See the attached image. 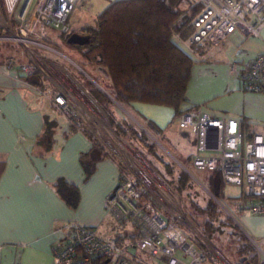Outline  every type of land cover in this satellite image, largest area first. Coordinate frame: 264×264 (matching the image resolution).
I'll return each mask as SVG.
<instances>
[{
    "label": "built area",
    "instance_id": "obj_1",
    "mask_svg": "<svg viewBox=\"0 0 264 264\" xmlns=\"http://www.w3.org/2000/svg\"><path fill=\"white\" fill-rule=\"evenodd\" d=\"M78 1L81 0H0V44L11 43L24 50L48 47L43 40L52 31H72L71 16ZM184 1L191 17V32L181 42L191 52L204 45H221L237 30L244 36L262 37L264 0ZM1 65L16 69L23 76L43 71L49 87L42 90L34 86L38 93L51 102L71 127L89 131L87 119L75 105L72 88L55 73L52 80L39 60L8 57L0 68ZM230 71L239 74L242 89L264 95V53L246 62L231 63ZM178 120L179 127L190 130L195 137L192 165L199 170L219 172L225 185L243 188V197L235 203L236 214L264 216V129L245 133L240 120L195 108L183 112ZM137 162L141 169L121 161L119 182L106 206L121 230L127 225L133 227L132 234L127 237L124 232L110 239L103 237L96 226L70 223L66 235L52 245V264H146L131 255L132 249L166 264H231L220 252L185 231L183 214L160 206L149 187L163 188V184L145 163ZM223 208L235 219L227 207ZM247 238L255 250L256 264H264V237Z\"/></svg>",
    "mask_w": 264,
    "mask_h": 264
},
{
    "label": "crops",
    "instance_id": "obj_2",
    "mask_svg": "<svg viewBox=\"0 0 264 264\" xmlns=\"http://www.w3.org/2000/svg\"><path fill=\"white\" fill-rule=\"evenodd\" d=\"M261 39L264 43V29ZM1 46L0 64H3L8 57L28 61L39 60L43 55L35 48L24 50L15 44L7 48L5 43ZM46 60L49 64L44 68L58 71L56 73L60 74L63 81L72 88L75 105L87 119L89 131L72 128L64 116L57 114L51 102L43 99L38 90L26 82L16 69L1 65L0 160L4 161V164L0 174V264H19V260L24 257L34 259L35 264L42 263L43 259L46 260V264H52L50 262L52 245L66 235L67 225L70 223L96 226L105 238H108L104 234L105 231L114 230L113 219L107 213L106 206L109 195L118 185L122 163L113 152L94 143L97 142L95 139L97 125L100 121L103 122L108 113L87 86L81 84L71 74L66 64L59 60L49 58ZM151 106V104L136 103L124 109L145 120L152 119L163 127L159 118L151 112L153 110ZM112 110L114 116L118 118L117 110L113 108ZM56 115L63 117L66 122L61 121ZM45 116L57 120L54 142L47 153H45L46 141L38 143ZM238 120L245 133L256 131L251 128L249 118ZM169 129L170 127H167L164 133L166 134ZM263 129L264 125L260 131ZM190 134L193 135L191 138L193 154L195 137L193 133ZM169 143L176 150L179 149L170 140ZM83 153H89L87 160L95 163V170L89 180H85V171L80 161ZM145 161L147 167L149 165L162 177L146 159ZM148 169L150 172L151 169ZM59 177L79 186L81 200L76 210L69 208L51 187V183ZM199 182L204 189H207L201 181ZM159 189L164 191L165 188L152 187V191L156 193ZM157 198L160 206L165 207V198L161 195ZM219 203L225 206L221 201ZM240 217L243 224L240 225L247 235L257 240L264 237V216L249 214ZM193 223L198 224L197 220ZM132 229L130 225L122 230L117 229L111 232L110 239H115L124 232L129 237L133 232ZM197 239L205 246L207 240L212 243L207 237V240L198 236ZM214 247L218 249L216 245ZM218 251L221 253L219 249Z\"/></svg>",
    "mask_w": 264,
    "mask_h": 264
},
{
    "label": "trees",
    "instance_id": "obj_3",
    "mask_svg": "<svg viewBox=\"0 0 264 264\" xmlns=\"http://www.w3.org/2000/svg\"><path fill=\"white\" fill-rule=\"evenodd\" d=\"M188 14L184 0H114L97 14L93 24L86 25L80 32L72 30L60 36L66 44L78 49L82 57L80 65H92L105 76L107 84L96 80L100 88L93 82H89L87 88L107 111L116 135L127 138L133 145L139 143V146L135 145L136 148H144L141 154L156 171L180 195L185 193L189 197L188 206L193 219L200 220L203 234L212 243L222 244L226 240L239 252L237 264H256L257 256L252 244L216 200L209 195L201 199L198 194L202 190L195 181L168 160L166 154L143 130L126 117L116 118L112 110L115 102L105 93L124 108L136 103L168 106L174 110V117L193 109L183 107V104L192 68L197 62L193 55L200 53L203 46L191 52L182 45L181 39L191 32V17ZM5 44L7 48L12 45ZM54 45L55 48L58 46ZM21 77L38 89L49 87L41 70L32 76ZM141 120L155 136L163 135L168 127H161L152 119ZM56 127V119L44 117L38 143L46 141L45 153L54 142ZM94 143L99 145L96 141ZM88 155L83 153L80 158L85 180H89L95 170V163L87 160ZM192 155L188 156L190 163ZM3 164L4 161L0 160V174ZM203 179L206 184L199 180L213 197L219 201L227 197L219 172L206 171ZM51 187L69 208H78L81 200L79 186L59 177L51 183ZM237 197L243 196L229 197V200L234 202ZM243 257L245 261L240 263Z\"/></svg>",
    "mask_w": 264,
    "mask_h": 264
},
{
    "label": "rangeland",
    "instance_id": "obj_4",
    "mask_svg": "<svg viewBox=\"0 0 264 264\" xmlns=\"http://www.w3.org/2000/svg\"><path fill=\"white\" fill-rule=\"evenodd\" d=\"M112 1L114 0L78 1L71 16L72 30L80 32L86 25L93 24L97 14L101 12ZM43 43L48 47L32 48H35L36 51L39 50V52L44 55V57L43 55H41L42 57H40L39 63L44 72H46L52 80H55L54 78H52V75L54 73L59 76V78L62 77L60 74L56 73L58 71L52 68H44L46 64H49L46 58L59 60L60 62L66 64L71 70V74L85 86H87L89 82H93L99 88V83L107 84L105 76L102 72H99L98 68L92 65H80L82 57L78 49L66 44L62 40L59 33L52 31L48 35V37L43 40ZM54 44H58V46L56 45L55 48ZM1 47L2 46L0 44V51L2 49ZM261 51H264V43L261 37L259 38L255 36H244L238 30L230 37H228V39L221 45H204L200 53H196L193 55L194 58L197 59V62L192 68V75L185 94L186 100L183 104V107L200 109L202 111L209 112L217 117H227L235 119L247 117L249 118V121H251V128L255 129L256 131H260L261 127L264 125V113H262V108H264V95L261 93L248 92L242 89L240 76L239 74L231 73L230 64L233 62H246L250 57ZM92 77L95 78V80ZM96 80L99 83L96 82ZM42 98L48 100L43 96ZM115 104L117 103L115 102ZM150 108H153L151 112L153 113V115L159 118V121L164 125L163 127L167 125L168 127H170L171 130L169 129L166 134L164 133L163 135L159 136L153 135L146 128V126H144L143 121L139 116L132 112H128L119 104L113 107L114 110H117L116 112L118 113V118L126 117L139 129H145L148 133L144 130L143 131L166 154L168 160H171L182 170L184 169L180 166V164L183 165L191 173L194 178H192L189 174L188 175L202 190V193L198 194L201 199L206 195L214 198L213 195L208 191V189H204L199 182L201 180L206 184L203 179L206 171L196 169L192 165V163L188 161V156L192 152L191 138L193 135L191 136L190 130L182 129L179 127L178 117H174V110L171 107L152 105ZM57 114H59V112H57ZM56 116L59 117L61 121L63 120L64 122H66L63 117H60L58 115ZM102 121L103 122L100 121V124L97 125L95 139L98 143L102 144L103 148L107 149L109 152H113L121 161H124L126 164H128L127 162H130L134 165H137V167L141 169V165L137 162V160H139L147 165L144 156L140 152L141 150H144V148H141V146V150L136 148L137 145L139 146V143H137V145L135 144V146L127 138L116 135L110 122V116L108 114L107 117L105 116V119ZM181 133L183 135H181ZM167 138L176 146H178L179 149L176 150L169 143V140ZM178 161L180 164L178 163ZM160 166L162 167V165ZM147 168L151 169L150 172L157 177V179L159 180L158 182L163 184V187L165 188L164 191H162L161 189L157 190V193L154 191L153 193L155 197H160V195L163 196L166 201L165 207H167L168 209H174L175 211L183 214L185 231L191 237L197 239L198 236L203 237L205 238V240H207L206 236L203 234V227L200 220H197L198 224L193 223V215L190 207L188 206L189 197L185 193L180 195L171 184H168L149 165ZM149 188L152 190L151 187ZM242 192L243 188L239 186L226 185L224 187V193L227 197L221 202L234 215L235 219L231 218L228 215L221 204L218 205L247 237V234L241 226L243 225L242 219L234 211V202L239 200L240 197H237V199L233 203L231 200H229V197L240 196ZM158 199L159 198H157V201ZM113 221V232L117 229L121 230L122 227H120L115 221L113 223ZM111 232L105 231L104 234L106 237L111 238ZM224 241L225 242H223L222 244L214 243V245L222 250L221 253L232 264H237L240 257L237 248L231 244H228L226 240ZM205 243L212 250L218 251V249L214 247V245L208 240L205 241ZM131 255L144 260L146 264H166L165 262L160 261L159 259H156L141 250L132 249ZM52 261L53 255L51 253L50 262L52 263ZM19 264H35V261L32 258L24 257L21 259V261L19 260ZM36 264H46V260L43 259L42 263L39 262Z\"/></svg>",
    "mask_w": 264,
    "mask_h": 264
},
{
    "label": "water",
    "instance_id": "obj_5",
    "mask_svg": "<svg viewBox=\"0 0 264 264\" xmlns=\"http://www.w3.org/2000/svg\"><path fill=\"white\" fill-rule=\"evenodd\" d=\"M103 90V89H102ZM104 91V90H103ZM105 92V91H104ZM114 102H116L107 92H105ZM117 103V102H116ZM118 104V103H117ZM145 132H147L145 129H143ZM148 133V132H147ZM179 163V162H178ZM180 164V163H179ZM180 166L192 177V178H194L192 175H191V173L183 166V165H181L180 164ZM196 180V179H195ZM197 181V180H196ZM215 200L217 201V203L218 204H220L219 203V201L215 198ZM244 261H245V258L243 257V258H241L240 259V263H244Z\"/></svg>",
    "mask_w": 264,
    "mask_h": 264
}]
</instances>
